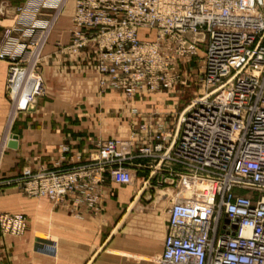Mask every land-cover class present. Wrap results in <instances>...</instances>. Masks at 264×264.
Segmentation results:
<instances>
[{"label":"built area","instance_id":"obj_1","mask_svg":"<svg viewBox=\"0 0 264 264\" xmlns=\"http://www.w3.org/2000/svg\"><path fill=\"white\" fill-rule=\"evenodd\" d=\"M45 1L16 7L18 25L0 46L13 117L46 93L40 56L52 22L37 20ZM59 51L93 54L101 94L130 101L192 85L199 94L174 136L153 114L85 162L0 185L97 210L106 176L127 186L132 172L147 171L148 190L169 203L158 264H264V0H75L70 44ZM26 230L23 215H0V234Z\"/></svg>","mask_w":264,"mask_h":264},{"label":"crops","instance_id":"obj_2","mask_svg":"<svg viewBox=\"0 0 264 264\" xmlns=\"http://www.w3.org/2000/svg\"><path fill=\"white\" fill-rule=\"evenodd\" d=\"M26 1L0 0V46L6 31L18 25L15 8ZM45 2L50 6L39 14L41 27L47 29L57 18L40 56L47 88L29 111L11 115L8 64L0 61L1 182L34 174L41 167L56 170L85 162L98 144L128 140L155 109L141 96L127 101L118 91L101 94L93 54L59 51L70 44L75 0ZM167 114L170 111L158 121H164L170 133ZM14 137L16 149L9 147ZM138 173L127 186L106 176L97 210L79 207L72 199L55 206L45 198L26 196L19 186L0 185V215L21 214L27 220L23 236L0 234V264H158L169 203L162 192L148 190L147 171Z\"/></svg>","mask_w":264,"mask_h":264},{"label":"rangeland","instance_id":"obj_3","mask_svg":"<svg viewBox=\"0 0 264 264\" xmlns=\"http://www.w3.org/2000/svg\"><path fill=\"white\" fill-rule=\"evenodd\" d=\"M38 17H39V14L37 15V20H40ZM54 17L56 18V16H54ZM55 18H52V20H51L52 23L55 20ZM198 94H199V92H198L197 87L192 85L190 87L188 86L187 88H185V87L176 88V89L171 90L170 92H168L166 94L163 93V94H159V95H154V97H152V96L151 97L150 96L144 97L143 101L149 102V103L151 102L150 104L152 106H154L155 109L153 110L154 113H152V114H163V112L165 113V112L170 111V116L165 117V118L166 119L168 118V121L166 123L167 124L170 123V125H169L170 131H171L172 136H174L175 130L177 129V126H178V119H179L180 114L184 111L185 108H187L190 105V103L198 96ZM156 96H158V97H156ZM159 102H164V105L160 106ZM157 106H159V108H156ZM164 108H166V109H164ZM169 119H172L171 122H169ZM132 173H133V182H134L135 180H137V178L135 177L136 173H134V172H132ZM137 174H139V173H137ZM145 175H146L145 179L147 180L150 173H145ZM146 180H144V181H146ZM159 190H161V189H159ZM153 191L155 192L156 190H153ZM161 191H163V190H161Z\"/></svg>","mask_w":264,"mask_h":264},{"label":"water","instance_id":"obj_4","mask_svg":"<svg viewBox=\"0 0 264 264\" xmlns=\"http://www.w3.org/2000/svg\"><path fill=\"white\" fill-rule=\"evenodd\" d=\"M16 141H17L16 137L12 138L11 142L9 143V147L16 149L17 148V142Z\"/></svg>","mask_w":264,"mask_h":264}]
</instances>
